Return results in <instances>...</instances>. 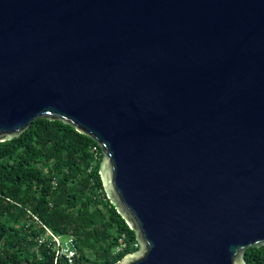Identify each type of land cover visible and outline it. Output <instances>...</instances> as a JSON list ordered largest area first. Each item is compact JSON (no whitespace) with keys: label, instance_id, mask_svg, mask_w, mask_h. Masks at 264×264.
<instances>
[{"label":"water","instance_id":"water-1","mask_svg":"<svg viewBox=\"0 0 264 264\" xmlns=\"http://www.w3.org/2000/svg\"><path fill=\"white\" fill-rule=\"evenodd\" d=\"M41 118L101 147L114 264L264 246V0H0V143Z\"/></svg>","mask_w":264,"mask_h":264},{"label":"trees","instance_id":"trees-1","mask_svg":"<svg viewBox=\"0 0 264 264\" xmlns=\"http://www.w3.org/2000/svg\"><path fill=\"white\" fill-rule=\"evenodd\" d=\"M102 159L92 137L62 120L38 119L0 143V264H54L45 246L40 256L35 252L43 225L73 236L87 264H114L139 249L135 232L107 196ZM123 238L126 248L115 253ZM245 258L264 264V246L251 247Z\"/></svg>","mask_w":264,"mask_h":264},{"label":"built area","instance_id":"built-area-1","mask_svg":"<svg viewBox=\"0 0 264 264\" xmlns=\"http://www.w3.org/2000/svg\"><path fill=\"white\" fill-rule=\"evenodd\" d=\"M94 154L95 160H98L100 153L95 149ZM53 185L57 186V182L54 181ZM35 219L37 220L36 217ZM43 228L44 233L35 240L37 243L35 252L38 256L41 254V247L45 246L54 255V264H87L80 257L76 239L73 236L57 235L45 225ZM126 245L124 238L121 239V244L116 248L115 253L122 252Z\"/></svg>","mask_w":264,"mask_h":264}]
</instances>
